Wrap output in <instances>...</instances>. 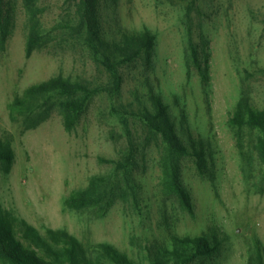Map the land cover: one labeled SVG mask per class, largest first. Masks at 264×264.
I'll return each instance as SVG.
<instances>
[{
    "label": "rangeland",
    "instance_id": "1",
    "mask_svg": "<svg viewBox=\"0 0 264 264\" xmlns=\"http://www.w3.org/2000/svg\"><path fill=\"white\" fill-rule=\"evenodd\" d=\"M4 1L12 23L0 43V134L11 140L15 159L9 172L0 171V206L17 231L24 221L44 235L67 230L94 258L100 244L110 243L136 264H153L159 256L172 264L176 236H217L218 250L185 264H264L260 132L230 123L243 96L264 109V0H98L107 40L151 31L156 46L150 58L142 54L119 67L120 91L94 95L72 132L59 111L25 130L11 120L9 106L30 86L60 73L102 87L111 83L108 72L67 36L28 57L23 0ZM73 3L42 0L47 30L68 19ZM153 94L168 105L190 150L204 152V171L193 153L180 161L193 211L165 188V143L144 119L155 111ZM99 175L119 186L107 210L66 204Z\"/></svg>",
    "mask_w": 264,
    "mask_h": 264
},
{
    "label": "trees",
    "instance_id": "2",
    "mask_svg": "<svg viewBox=\"0 0 264 264\" xmlns=\"http://www.w3.org/2000/svg\"><path fill=\"white\" fill-rule=\"evenodd\" d=\"M73 12L68 19L59 22L49 31L42 16V0H23L27 15V56L57 36H67L74 43H80L91 54L98 57L108 72L111 83L95 87L86 78H74L60 73L50 79L34 84L23 94L17 95L10 104V118L20 123L25 130L39 127L59 111L64 126L72 132L89 102L100 91L119 92L123 76L120 66L138 59L142 54L152 56L156 46V36L151 31L124 33L120 40H107L98 19V0H73ZM8 2L0 0V43H5L9 33L11 8ZM7 9V11L4 9ZM58 38V37H57ZM155 111L144 115L147 127L163 137L165 153L162 157L165 188L175 194L182 205L193 211L191 194L181 179V158L191 153L197 157L200 170L205 169L204 152L196 147L190 150L181 138L171 117L169 107L158 94L152 95ZM234 127L257 129L256 149L264 165V109L256 108L251 99L243 96L230 120ZM15 152L11 140L0 134V171L9 172L14 163ZM125 164L123 165V167ZM126 168V167H124ZM118 184L110 176H94L86 189L70 195L66 204L75 209L101 207L107 210L116 197ZM19 233L21 235H19ZM177 256L172 264H185L200 255H212L219 248L217 236L174 237ZM95 251L98 256H90L82 243L67 230L48 229L44 235L38 228L24 221L17 231L13 221L0 206V262L1 264H102V258L114 264H136L110 243L100 244ZM153 264H171L165 257H156Z\"/></svg>",
    "mask_w": 264,
    "mask_h": 264
}]
</instances>
